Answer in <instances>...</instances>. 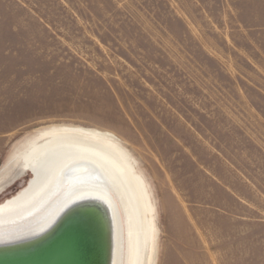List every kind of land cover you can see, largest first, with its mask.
I'll use <instances>...</instances> for the list:
<instances>
[{"label":"rangeland","instance_id":"1","mask_svg":"<svg viewBox=\"0 0 264 264\" xmlns=\"http://www.w3.org/2000/svg\"><path fill=\"white\" fill-rule=\"evenodd\" d=\"M52 132L127 157L154 264H264V0H0V173Z\"/></svg>","mask_w":264,"mask_h":264},{"label":"bare ground","instance_id":"2","mask_svg":"<svg viewBox=\"0 0 264 264\" xmlns=\"http://www.w3.org/2000/svg\"><path fill=\"white\" fill-rule=\"evenodd\" d=\"M28 174L26 186L0 204V244L50 231L67 209L92 196L110 216V264H154L145 187L112 142L70 132L43 134L1 171L0 188L6 179Z\"/></svg>","mask_w":264,"mask_h":264},{"label":"water","instance_id":"3","mask_svg":"<svg viewBox=\"0 0 264 264\" xmlns=\"http://www.w3.org/2000/svg\"><path fill=\"white\" fill-rule=\"evenodd\" d=\"M98 201L87 196L50 231L1 243L0 264H110L111 220Z\"/></svg>","mask_w":264,"mask_h":264},{"label":"crops","instance_id":"4","mask_svg":"<svg viewBox=\"0 0 264 264\" xmlns=\"http://www.w3.org/2000/svg\"><path fill=\"white\" fill-rule=\"evenodd\" d=\"M1 147H2V148L4 147V144H3V142H2V144H1Z\"/></svg>","mask_w":264,"mask_h":264}]
</instances>
